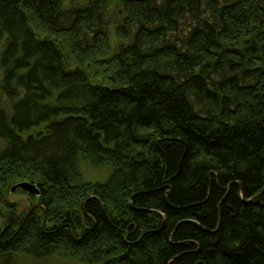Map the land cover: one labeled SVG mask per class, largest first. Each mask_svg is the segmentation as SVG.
<instances>
[{
	"label": "trees",
	"instance_id": "obj_1",
	"mask_svg": "<svg viewBox=\"0 0 264 264\" xmlns=\"http://www.w3.org/2000/svg\"><path fill=\"white\" fill-rule=\"evenodd\" d=\"M0 211V264H264V0H0Z\"/></svg>",
	"mask_w": 264,
	"mask_h": 264
},
{
	"label": "rangeland",
	"instance_id": "obj_2",
	"mask_svg": "<svg viewBox=\"0 0 264 264\" xmlns=\"http://www.w3.org/2000/svg\"><path fill=\"white\" fill-rule=\"evenodd\" d=\"M81 171L84 175L85 180H87L88 182H103L106 180L109 174L107 168H103L101 170L100 169L93 170L88 166L87 167L82 166ZM6 201L11 205H18V209L16 211L17 214H21L22 212L26 211V209L31 207L34 203H36L35 201H30L26 195H22L16 192L9 194L6 198ZM0 216H4V213L1 211H0ZM1 221L2 220H0V225L2 224Z\"/></svg>",
	"mask_w": 264,
	"mask_h": 264
},
{
	"label": "water",
	"instance_id": "obj_3",
	"mask_svg": "<svg viewBox=\"0 0 264 264\" xmlns=\"http://www.w3.org/2000/svg\"><path fill=\"white\" fill-rule=\"evenodd\" d=\"M18 190L25 192L34 197L40 196V191L38 190V188L34 184H30L27 182L18 183L15 186H13L10 190V194Z\"/></svg>",
	"mask_w": 264,
	"mask_h": 264
}]
</instances>
